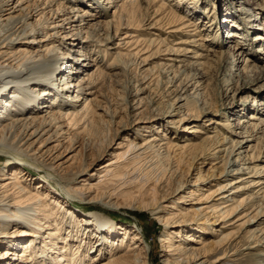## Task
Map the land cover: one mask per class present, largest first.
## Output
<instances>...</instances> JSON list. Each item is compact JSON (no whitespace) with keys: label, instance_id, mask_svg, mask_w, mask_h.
Returning a JSON list of instances; mask_svg holds the SVG:
<instances>
[{"label":"bare ground","instance_id":"bare-ground-1","mask_svg":"<svg viewBox=\"0 0 264 264\" xmlns=\"http://www.w3.org/2000/svg\"><path fill=\"white\" fill-rule=\"evenodd\" d=\"M245 1L0 0V156L9 158L0 167V264H152L146 232L111 216L123 207L147 210L162 224L164 264H217L238 253V243L223 245L237 227L253 240L243 250L261 247L264 261V229L251 226L264 221V165L256 163L264 150L255 155L264 100L250 120L241 114L247 107L235 104V117L215 122L211 116L227 109L199 93L206 62L226 68L225 86L253 75L245 80L250 90H264L261 57L245 55L258 42L264 53L251 18L264 0ZM203 3L211 18L202 30L213 25L199 37L211 38L199 44L205 55L189 48L199 39L188 28L209 8L201 11ZM178 30L192 35L185 46L163 37ZM204 117L229 135L214 127L221 136L197 140ZM167 124L178 137H194L168 139ZM223 151L226 169L212 163L204 172ZM189 160L197 161L192 175L169 192V177L186 176Z\"/></svg>","mask_w":264,"mask_h":264},{"label":"rangeland","instance_id":"rangeland-1","mask_svg":"<svg viewBox=\"0 0 264 264\" xmlns=\"http://www.w3.org/2000/svg\"><path fill=\"white\" fill-rule=\"evenodd\" d=\"M253 1H255V0H246L245 3L253 2ZM208 6H209V8L205 9L206 13H204L201 16V18L199 20H197L196 26L192 25L191 27L190 26L188 27V28H190V30L192 29L194 32L197 31L196 34H195V39H199L197 41V43H196L198 45V47H199V44H201V43H203V44L206 43L205 47L210 44L209 40H208V38H210V36L208 38H206V39L199 38L201 36V34H202V36H207V34L213 28V25H212V27H209L207 30H204V31L202 30V28H206L207 27L205 24H207L208 22L210 23L211 13H209V14L207 13V11L210 9V5H207L206 3L201 4V11H204V8H206ZM234 6H235V8H233L234 9L233 11H235V13H236V9H237V11L238 10L240 11L243 8V6H241L239 4L238 5H234ZM224 9L226 10V7H225L224 4L221 5V6L219 5V9H218L219 18L221 16L220 12L222 14V11H223V15H224ZM178 13L184 15V13L180 12V10L178 11ZM239 14L240 13L237 12V14L235 16H239ZM252 17L253 18L255 17V19L257 20V21L255 20V24H256L257 28L259 27V31L263 32V35H264V11H262V14H260V15H255L254 14V15L251 16V18ZM187 18L188 17H186V19ZM213 33H214V31H213ZM166 34L167 33H165L163 35V37H166L167 41L170 44H172L174 42H177L176 44L178 45V43H179L178 46H180V45L185 46L186 44H188V42H185V41L188 40V39H192L191 38L192 35H189L188 33H186L183 30H178L177 32H175V34H172V35L167 34L168 36ZM225 34H226V32H225ZM229 44H230V42H229ZM231 44H232V42H231ZM235 44L236 43L233 42V44H232L233 47H234ZM260 44L261 43L258 42L255 45L253 44L252 47L250 45H248L250 47H248L246 45L248 48H250V50L245 55L246 56L250 55V58H252V59H254L256 56H260L262 60L259 61V62L264 64V59H263L264 58V53H262V52L258 53V49L260 47ZM187 46H189V45H187ZM198 47H196L195 45H190L189 46V48L191 50H194L196 48V49H199V51H198L199 53H203L204 55L207 54L206 50H202V49H200V47L199 48ZM211 47H216L217 48L216 45H212ZM188 53H189V56L190 55L193 56L194 51H190ZM191 58H196V57H191ZM199 60L200 61H205L206 59L204 57H199ZM241 60H242V58H241ZM214 66H210L209 65V67H208V63L207 62L204 63L203 71H205V74L207 76V81H208L207 83L208 84L205 83V85H206L205 89L204 90H200L201 92L199 91L200 95H202V96H200V95L199 96H200V98L203 97L204 99H207L209 102L214 103L215 106H217V105L220 106V104H223V107H225V109H227V110L223 111L222 113H219L220 115L219 114H213L211 116L212 117L211 119L213 121H215V122H219V121L224 120V118L235 117L236 114L234 116V114H231V111H229V106H231V105L233 106V105L236 104V107L234 108V110L235 109H241L242 106H246L247 107L244 110L245 113L241 112V114H243L246 117V119L250 120V117H249L250 114H252L254 109H257L258 107H260L261 102L264 100V90H261L260 94H257L255 92L251 91L250 88H249L250 84H248L247 81L245 82V80H247V79L250 80L251 77H255V76L252 75V76H250V78H248L247 76H244V75H242L240 77L236 76L235 77V84L231 83L230 85H226L225 86V81L222 80V76L224 77L226 68L225 67H220V66L218 68V66L217 67H216V65H214ZM131 72H128L129 74H126L124 76V78H123V82H125L124 84H126L127 86H130L131 83H129V82H132L133 74H134V72L136 73V71H133L132 73ZM200 73H201V71H194V72L193 71H188V74H186V77L187 76L193 77L194 74H196L195 76L199 77ZM192 74H193V76H191ZM127 75H128V77H127ZM125 77H127V78H125ZM244 83L246 85H248V87H245ZM231 87H232L231 90H229V91L226 90V88L230 89ZM158 93H159V100L163 101L165 99V97H163L164 95H162V94H164V93H162V85L159 86ZM6 94L10 95V92L7 91ZM191 101H194V99H192ZM194 103H196V102H194ZM194 103L191 102L190 103L191 104L190 107H193ZM252 104H254V105H253L252 108H250V106ZM161 106L164 107L163 102L161 103ZM196 106H197V103H196ZM194 107H195V105H194ZM210 120H208V118L204 117V118H202L201 120H199L197 122L196 126L197 125L199 126V124H200L202 130H204V132H201V136H196L197 140L201 139V137H204V136H207V135L214 136L215 138H217L218 136H221L220 134L216 133L218 130H219V133L223 132V134L229 135L228 131H226V129L224 127H221L222 125L218 126V124H216V123L209 124ZM191 125H194V124H191ZM214 127H217L215 129L216 132L212 130ZM208 128L209 129L211 128V130H209ZM161 129L164 130L163 132L167 134L166 135L167 138L169 139V137H170L173 141L178 140V138L185 139L186 137H190V136L194 137L193 134L187 135L188 133L187 134L185 133V136H181L179 134L180 136L178 137L176 135H178L179 130H177L175 127L174 128L170 127V125L168 126V124H167V126L166 125H162ZM249 129H250V127H249ZM152 133H154V132L151 131L148 134L150 135ZM108 135H106L105 137H107ZM101 137H103V136H101ZM214 137H213V140H215ZM260 143L261 144L259 145V147L256 149V152H255L256 157L259 156L261 153L263 154L264 138L261 140ZM102 144L104 145L103 141H102ZM103 145H102V147H104ZM105 145H106V141H105ZM227 146H229V145L227 144ZM227 157H228V154L225 151L221 152V157L216 158V159H211L210 162H208L205 165H203L204 167H203L202 170L204 172H207L208 168L212 165V163H217V165H216L217 169L216 170L218 171V168H219V172H223V170L226 169V164L224 165L222 163V161L224 162L227 159ZM223 159H225V160H223ZM8 160H9L8 157L0 156V167L4 166V164L6 162H8ZM195 161L196 160H189V161H187L185 163V164H187V165H185L186 168L184 169L186 171V174H185L186 176H181V178H180L179 175L177 177L176 176L169 177L168 186H167L168 187L167 190L169 192H171L174 188H176V186H178L179 179H183L185 177L187 178V175L192 173L193 168L197 164V161L196 162ZM188 162H189V164H188ZM256 163H258V166L264 165V159H262L260 161L258 160V161H256ZM6 166H9V164H7ZM227 169H229V167ZM231 169H229V170H231ZM216 170H215V172H216ZM183 175H184V173H183ZM188 178H189V176H188ZM261 204L264 207V200L261 201ZM77 205H78V203H77ZM84 206L87 209L82 208L81 206H80V208H82L84 210L94 209L90 205L86 206V204H85ZM97 207H98V205H97ZM112 212H113V214H112ZM112 212H110V214H111V216L114 217V219L117 220L119 226L125 224V225H129V226H131L133 228H137L138 227L140 230H144L146 232L147 241H148V243L151 246L150 249H152V251H151L152 252L151 253L152 262L151 263L152 264H164L162 262V259L160 258V253L162 252V245H160V242L158 240L159 236L161 235L160 231H161V228H162V224L158 220L154 219L153 215L150 212H148L147 210L143 211V213H139L138 214V213H134V211L131 210V209L123 207V209H118V210H114V211L112 210ZM254 212H253V214L256 213V212L255 213ZM251 226L253 228H258V229L263 228L264 229V221L262 223H260L259 225L257 223L255 225L253 224ZM234 230H235V232L232 233V235H230V237L225 240L223 245L227 246L231 242H234L235 245L238 243V245L240 246L239 250H238V253L229 255L228 257H225V258L221 259L217 264H264V261H261L262 259L259 256H257V254H259V252H260L259 249L261 247H257L256 249L252 248V249H248V250H243V248H245L248 244H250V242H253V240L248 238L250 236H248V234L245 233V231H243L244 230L243 228H238L237 227V228H234ZM261 233H262V231L260 230L259 234H261ZM91 234H92V232H91ZM208 237L209 238H213L215 236L210 235ZM2 249H4V246H0V251ZM105 254L106 255H105L104 258L108 257V251H106ZM222 254H223V250H221L218 253H216L215 255L211 256L210 260L216 259Z\"/></svg>","mask_w":264,"mask_h":264}]
</instances>
